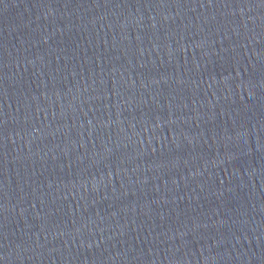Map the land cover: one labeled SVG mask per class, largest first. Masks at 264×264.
<instances>
[{
  "label": "water",
  "instance_id": "water-1",
  "mask_svg": "<svg viewBox=\"0 0 264 264\" xmlns=\"http://www.w3.org/2000/svg\"><path fill=\"white\" fill-rule=\"evenodd\" d=\"M0 264H264V0H0Z\"/></svg>",
  "mask_w": 264,
  "mask_h": 264
}]
</instances>
